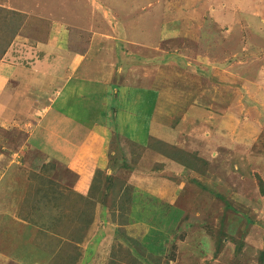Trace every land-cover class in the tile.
Returning a JSON list of instances; mask_svg holds the SVG:
<instances>
[{
    "label": "rangeland",
    "instance_id": "1",
    "mask_svg": "<svg viewBox=\"0 0 264 264\" xmlns=\"http://www.w3.org/2000/svg\"><path fill=\"white\" fill-rule=\"evenodd\" d=\"M13 1L26 7L32 18H39L34 29L45 37L51 38L55 26L64 23L70 30L67 35L73 39L76 33L87 36L96 29L99 37H113L116 42L111 57L115 65L120 61L117 67L126 64L123 68L128 70V64L138 54L149 61L145 68L148 74L157 71L163 81L161 87L144 91L148 79L140 78V65L135 64L136 77L124 80L137 88L136 93L130 94V105L124 96L128 93L123 94L125 84L117 97L107 92L114 78L106 80L107 87L102 86L100 106L104 110L113 105V111L121 113L135 107V121L125 120L120 124L121 115L112 119L106 115L105 120L104 113L96 118L102 121L98 122L101 137L92 151V156H96V146L105 148L103 162L110 164L105 171H99L102 178L113 172L117 180H124L125 189L131 186L133 204L128 205L129 221L124 224L119 221L118 200L114 205L99 201L87 227H80L78 215L83 214L80 208L86 209L88 200L69 191L68 184L71 185L74 175H60L65 181L58 183L57 189L64 186L66 192L53 191L50 180L57 163L44 164L40 159L28 165L24 162V172L17 174L15 189L10 185L8 192L18 196L6 194L3 199L6 180L0 184V209L5 210L0 212V255H4L0 256V264L2 261L36 264L29 261L35 256L39 257V264H111L113 261L136 264L121 250L125 245L135 249L136 257L139 249L146 248L149 254L157 256L160 264H259V251H264V194L255 175L258 173L264 181V0ZM5 13L11 15V11L0 12ZM9 19L8 34L12 37L22 23ZM57 37L62 45L65 35ZM97 41L90 36L88 46L91 48ZM81 42L75 39L72 46L80 47ZM127 42L132 48L126 47ZM140 45L143 51L137 49ZM93 47L99 48V44ZM92 55L95 51L89 57L97 59ZM95 71L98 73L99 68ZM107 77L105 73L104 79ZM204 92L211 100L206 105L215 108L213 115L217 117L207 124L211 126L207 132L212 137L203 141L206 136L202 135L201 127L192 130L193 136L201 138L199 142L183 134H179L178 140L168 138V133L174 134L182 125L189 127L187 99ZM209 99L200 101L203 104ZM220 119L226 124H217ZM165 122L171 125V131ZM108 127L128 133L137 129L132 136L143 145L155 137L196 153L201 172L169 161L157 167V163L164 161L154 156L150 157L154 165L148 159L143 160L150 152L145 151L140 157L130 140L113 133L107 135L104 129ZM124 164L130 167L124 168ZM199 182L208 195L214 189L223 199L207 194L203 199L204 190L198 187ZM228 203L234 208L226 207ZM26 217L52 227L39 226ZM220 231L244 242L241 254L236 255L235 242L226 238L222 250L215 251L213 237ZM142 262L149 264L147 259Z\"/></svg>",
    "mask_w": 264,
    "mask_h": 264
},
{
    "label": "crops",
    "instance_id": "2",
    "mask_svg": "<svg viewBox=\"0 0 264 264\" xmlns=\"http://www.w3.org/2000/svg\"><path fill=\"white\" fill-rule=\"evenodd\" d=\"M3 10L11 11V15L0 14V24L2 23L0 28V184L6 180L4 195L1 197L3 199L6 197L5 195L10 191V185L13 188L17 174L24 172V162L28 165L39 159L40 162L43 160L44 164H50L51 161L57 163L51 179L53 180L51 186L57 188V185H60L58 183L65 181L60 175L69 173L75 177L72 179L71 185L68 184L69 190L73 195L86 196L96 174L99 171H105L108 163L110 164V162H103L105 161L103 160L105 148L103 150L96 146L97 155L92 156L94 146L101 137L100 134L98 136V122L102 121H98L96 118L104 113L105 120L108 117L112 119L114 115L118 117L121 115L120 124H124L125 120H136L133 112L135 107L128 112L123 110L125 114L123 111L120 113L119 110L114 112L113 105L109 107L108 111L101 107L102 88L107 87L104 83H108L106 80L110 79L109 81H111L114 78V83L108 86L107 92H112L116 97L121 93V87L125 84L126 88L123 89V94L128 93L124 96L125 99L128 97L126 100L130 105V94L131 92L136 93L137 88L131 87L133 86L131 83L126 84L124 80L127 78L132 80L136 77L138 67L135 64L140 65V78L148 79V84L142 88L144 91H147V88L151 90L154 86L159 87L163 79L161 76H157V71L154 73L150 71L148 74L145 68L150 65L149 61L146 60V57L138 54L128 64V70L123 68V65L126 66V64L117 67L120 65V61H117V65H115L111 57V51L113 52L115 49L116 42H113V37H107V39L99 37L97 33L100 32L96 29L90 30L91 34L87 36H84L82 32L76 33L75 39L81 40L82 45L73 47L75 39L67 35L70 30L65 23L63 26L56 25L55 33H51L52 37L47 38L39 31H35L34 28L39 23L37 22L39 18H32V14L26 12L28 10L26 7L19 6V3L13 0H0V12L3 13ZM11 17L12 20L16 19L17 23L19 21L22 23L20 29H17L12 37L8 34V20L10 21ZM55 35L56 40L54 41L52 38ZM58 35H65L61 41V43L64 41L62 45L58 44ZM90 36L93 41L95 38L98 39L99 48L94 49L93 45H97L96 42L91 45V48L88 46ZM121 42L118 41V43ZM126 44L129 49L133 46L129 42ZM142 48L144 49L142 45L137 47L143 51ZM92 51H95V55L92 56H96L97 59L93 60L89 57ZM97 68H99L98 73L95 71ZM105 73L108 74L106 79H104ZM120 79H122V83H120L119 89ZM158 79H160L159 82ZM203 98L205 101L209 99L207 92L187 99L186 109H190V111L186 114V118L187 123H190L189 127L182 125L175 129L177 132L171 133L174 136L168 133L166 135L168 138L178 140L179 134H183L185 138L193 139L192 137H194L199 142L201 138L193 136L192 130L196 131L201 127L204 128L202 135L206 136L205 139H202L203 141L212 137V133L207 132L211 126L207 124L217 118L213 115L215 108L206 105L211 103L210 99L208 102L203 101L202 104L200 100ZM141 113L140 110L139 114L141 115ZM182 117L183 115L181 119ZM221 120H218L217 124L222 126L224 123L225 125L226 122ZM214 121L217 122V120ZM167 125L171 131V125ZM185 128L187 129L185 130ZM108 129H104L107 135L113 133V135H119L128 141L134 140L132 135L137 132V129H134L133 133H128L125 130L118 131L111 127ZM79 132H81L80 136ZM129 134L132 137H129ZM191 134L192 136H190ZM100 154H102V161ZM159 159L169 161L160 156ZM110 171L108 169L107 173ZM61 189H64V186ZM64 190L66 191V189ZM9 196L18 195L13 193ZM0 212L4 213L5 210L0 209ZM24 223L25 225L29 224L25 221ZM29 261L40 263L38 256Z\"/></svg>",
    "mask_w": 264,
    "mask_h": 264
},
{
    "label": "trees",
    "instance_id": "3",
    "mask_svg": "<svg viewBox=\"0 0 264 264\" xmlns=\"http://www.w3.org/2000/svg\"><path fill=\"white\" fill-rule=\"evenodd\" d=\"M120 83H122V79H120L119 85H120ZM116 84H117V82H116ZM129 142H131L133 144L134 150H137L139 152L138 155H140V157L145 153V151H148V153L150 152L149 156L144 158L143 160L148 159V161L153 163V165H154V162L151 161L152 158H150V157L154 156V157L159 159V156H161V157L167 158L169 161L175 162V164H181L183 166H186L187 169H193V170L200 171V169H199L200 167L198 166V160L195 159L196 153H191L189 151H186L183 148L178 147L177 144H175V143H171L168 141L165 143L163 140L156 139L155 137H151L150 142L147 145H143V144L136 142V141H133V140H131ZM199 160L203 164H205V162L202 159H199ZM143 163H146V162H143ZM164 164H167L166 161H164L162 163L159 162V163H157V167L163 166ZM126 167H130V165L124 164V168H126ZM125 170L128 171V169H125ZM185 173H187V172L185 171ZM256 174L257 175H255V176H256V179H257L258 184H259V190L262 194H264V181L262 180V178L260 177V175L258 173H256ZM101 175H102V173L98 172L96 174V176L94 177V180L92 182V185L90 187L88 194L86 196L81 195V197H83L85 200H88V203H87V208H86L87 210L85 208H80V211L83 213L82 216L78 215V218L80 219L79 220V222H80L79 226L80 227L83 225H85V227H87L88 223L91 221L90 217L93 216L94 206H95L96 202H99V201H101L102 203H104L106 201L111 202L112 205H114L115 201L118 200L121 203L119 205L120 206L119 211L121 213L119 216V221L123 222V224H124V223L128 222L130 219L131 208L129 209L128 205L132 206V204H133V194H130V192L132 190L131 186L128 185L129 188L125 189L123 187L124 180H122V179L117 180V178H116V176H114L113 172L111 174L106 175L104 178H102ZM51 181L53 182V180H51ZM197 185L199 188L201 187V190H204L203 189L204 185H202L201 182H199V184H197ZM43 189H44V193H43V196H44L46 189H45V187ZM52 189H53V191L58 190L61 193L66 192L65 190H62L61 188L57 189L56 187H52ZM35 190H36V186H35ZM36 191L40 192V190H36ZM206 192H207V189L204 190V192H203V195H202L203 199L205 198L204 194L208 195V193H206ZM210 193H211V195H208L210 197H214V196L217 197L218 196L220 199H223V197L221 198V195L218 194L214 189ZM120 194H122L123 197L117 198V196H120ZM122 198H126L127 201L124 202V200ZM79 202H81V200L77 201V203H79ZM226 207H232V206H230L228 203L226 205ZM232 208H234V207H232ZM233 210H235V209H233ZM115 213L116 212H113V217H115ZM30 217H28V218L26 217L27 218L26 220L29 221V219H30V221H33V222L37 223L38 225L42 224V226L52 227L50 224H48V225L44 224L41 221H38L36 218L34 219V218H30ZM39 231H41V230H39ZM45 231H47V230L45 229ZM213 238H214V245H215V249H216L215 251L217 253H219L222 250V248L224 247L225 238L235 242V244H236L235 251L237 253L236 255H239L242 253L243 247L245 245L242 240L235 239L230 234H227L224 231H220L219 233L217 232ZM130 248L131 247L125 245V246H123V249H121V250H123L124 255L126 257L133 258L134 261L136 262V264H143L144 262H142V259H147L149 264H160V261L158 260L157 256H154L153 254H149L150 252H148L146 248H144L145 250H142V251L139 249V251H138L139 257H136L137 253L136 254L134 253V251H135V249H133L134 247L132 246L133 250H130ZM164 250H165V246L162 247V253ZM162 253H160L158 255V257H160V255ZM24 254H26V253H24ZM1 257H3V256H1ZM259 260H260L259 264H264V251H259ZM234 262H236V261H234ZM112 263L117 264L118 262L115 263L113 261ZM2 264H6V263H4V261H2ZM7 264H8V262H7Z\"/></svg>",
    "mask_w": 264,
    "mask_h": 264
}]
</instances>
